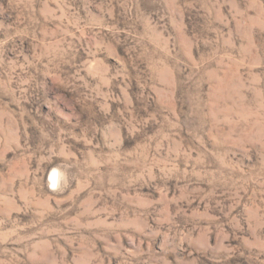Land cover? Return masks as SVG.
Instances as JSON below:
<instances>
[{"label":"rangeland","instance_id":"obj_1","mask_svg":"<svg viewBox=\"0 0 264 264\" xmlns=\"http://www.w3.org/2000/svg\"><path fill=\"white\" fill-rule=\"evenodd\" d=\"M0 264H264V0H0Z\"/></svg>","mask_w":264,"mask_h":264},{"label":"bare ground","instance_id":"obj_2","mask_svg":"<svg viewBox=\"0 0 264 264\" xmlns=\"http://www.w3.org/2000/svg\"><path fill=\"white\" fill-rule=\"evenodd\" d=\"M51 181L54 182V176H52Z\"/></svg>","mask_w":264,"mask_h":264}]
</instances>
